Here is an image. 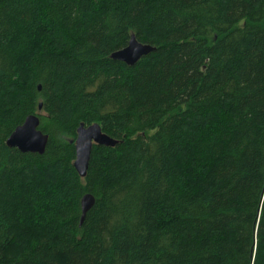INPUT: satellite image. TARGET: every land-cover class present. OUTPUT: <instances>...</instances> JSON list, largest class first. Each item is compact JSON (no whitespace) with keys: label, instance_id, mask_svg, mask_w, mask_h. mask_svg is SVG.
I'll use <instances>...</instances> for the list:
<instances>
[{"label":"trees","instance_id":"trees-1","mask_svg":"<svg viewBox=\"0 0 264 264\" xmlns=\"http://www.w3.org/2000/svg\"><path fill=\"white\" fill-rule=\"evenodd\" d=\"M0 264H264V0H0Z\"/></svg>","mask_w":264,"mask_h":264},{"label":"water","instance_id":"water-1","mask_svg":"<svg viewBox=\"0 0 264 264\" xmlns=\"http://www.w3.org/2000/svg\"><path fill=\"white\" fill-rule=\"evenodd\" d=\"M156 47L138 41L134 34H130L126 46L113 51L110 57L127 65H134L141 57L155 51ZM40 88V85H38ZM41 109V104L38 105ZM39 115L29 114L23 122L17 125L6 139V145L17 148L21 152L43 154L48 142V134L39 129ZM119 142L101 130L97 123L85 125L80 123L76 128L74 138L75 159L73 166L80 177L86 175L93 145L113 147ZM95 198L91 193H85L80 199V224L88 210L94 205Z\"/></svg>","mask_w":264,"mask_h":264}]
</instances>
